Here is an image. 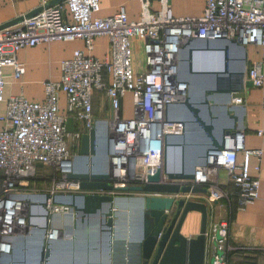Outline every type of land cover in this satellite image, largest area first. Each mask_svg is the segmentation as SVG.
<instances>
[{"label":"built area","instance_id":"2783aa9c","mask_svg":"<svg viewBox=\"0 0 264 264\" xmlns=\"http://www.w3.org/2000/svg\"><path fill=\"white\" fill-rule=\"evenodd\" d=\"M99 1L63 0L0 29V98L5 84L2 69L12 67L15 79L24 73L16 59L22 48L81 40L90 50L95 37L101 35L107 37L109 47L108 57L102 60L75 49L60 62L58 80L43 82L41 102L30 101L22 93L4 101L0 112V258L13 250L14 237L31 229L44 231L46 239H58L60 231L50 227V217L74 213L72 206L53 197L82 192L79 181L68 175L82 135L96 123L94 91L103 93L109 111L103 138L108 145L111 183L143 185L148 182V171L158 169L159 183L176 184L164 173V151L183 130L182 123L167 118V108L174 112L187 97L188 85L178 70L182 50L194 40L257 45L260 58L246 68L245 76L253 87L264 85V0H203L195 16L174 15L171 0H157V8L151 0H138L135 20L128 19L124 5L112 15L98 16ZM45 3L41 0L40 5ZM132 38L140 41L144 54L146 68L140 72L132 66ZM127 92L133 112L124 118L119 111ZM61 93L65 113L59 112ZM232 101L240 103L241 98ZM69 119L74 122L73 130L67 129ZM256 134L264 143V129H256ZM239 152L260 156L262 150L244 149L242 134L228 132L221 147L208 150L204 162L196 167L195 178L181 183L205 187L210 202L231 207L234 200L239 209L244 208L257 199L259 180L245 172L244 163L237 159ZM39 166L57 174L49 191L29 188ZM220 169L226 172L232 192L211 179ZM205 237L206 257L213 258L212 264H227V252L242 249L229 242L227 219L208 223Z\"/></svg>","mask_w":264,"mask_h":264},{"label":"water","instance_id":"95a60500","mask_svg":"<svg viewBox=\"0 0 264 264\" xmlns=\"http://www.w3.org/2000/svg\"><path fill=\"white\" fill-rule=\"evenodd\" d=\"M61 1L63 0H50L43 6L40 5L24 15L0 24V29L13 26L22 21L23 18L36 14L43 7ZM217 41H206L205 44L189 43L184 53L182 65L184 70L189 73L187 78L184 79L189 85L193 83L191 75L194 73L222 74L221 77L217 76L216 78L215 91L222 94L224 103L221 107L226 121L221 126L219 125V130V126L216 125V118L213 117L208 122L200 120L198 116L199 106L202 104L208 105L209 103L207 99L199 103L193 102L191 100L192 93L176 106V108L183 107L185 118H182L181 112H173L171 108H167L168 120L180 122L183 125L182 134L177 136L173 143L166 144L169 147H166L164 151V173L169 180H176V184L159 183L160 172L158 169L148 171V182L143 185L112 184L110 173L101 168L103 155L108 154V145L103 140V133L100 134L102 139L98 137L95 124L88 133L82 135L75 155L73 169L68 175V178L79 181L82 192L68 194L62 199L53 197L54 201L72 206L76 216L80 217L79 220H76L74 234L69 239L62 240L61 244L56 245L52 240L45 238V232L43 231L41 236L32 238L31 242L27 244L24 242L17 253H11L12 264H15V260L23 264H80L73 257V253L76 254L77 248L87 249L85 264H93L88 261V255L94 254L93 251H89V249L94 248L101 249L102 263L109 264L107 258L112 257L114 259L116 253L115 235L119 237L118 234L121 231H123L122 247H127L128 244L126 243L125 232L132 234L134 237L136 236L138 239V243L133 247L128 244L130 250L134 252L133 264H212L213 258L207 259L206 257L207 205L204 201L193 200L188 197L189 195L206 197V188L181 182L194 179L196 166L204 162L208 150L222 146L223 135L228 133V130L225 131V129L234 128L238 119L237 115L232 113L233 109H237L236 106L227 104L235 98H241L244 87L250 85L249 81H244L245 55L239 60L236 67L231 68L227 47ZM228 42L238 46V43L234 40ZM240 49L244 52L242 46ZM198 52L215 53L218 58L217 66H220L223 55V68L195 70L193 58L194 54ZM204 97L206 96L204 95ZM196 121L200 123L202 129V140L185 141L183 132L189 127L192 130V125ZM216 133L218 135L217 139L215 138ZM99 138L103 141L101 147ZM188 147H191L190 150H188ZM88 161H95L96 166L88 168ZM80 162L84 164L82 165ZM172 163L174 170L169 171L168 165H172ZM123 193L132 195L129 197L121 195ZM45 197L48 198L49 195L46 194ZM131 210L135 212L133 221ZM192 211L200 213L199 231L194 237L182 233L187 215ZM126 214H128V217ZM90 216L95 218L90 220ZM118 219L121 220V229L118 225ZM93 223H99L100 240L96 245L83 241L79 235V231L84 225ZM28 247H32L31 252H19ZM61 248L66 250L68 258H62V252L59 250ZM26 253H30V257L21 260V256L23 257ZM221 253V251L217 252V254Z\"/></svg>","mask_w":264,"mask_h":264},{"label":"crops","instance_id":"0c3cea01","mask_svg":"<svg viewBox=\"0 0 264 264\" xmlns=\"http://www.w3.org/2000/svg\"><path fill=\"white\" fill-rule=\"evenodd\" d=\"M46 2L50 0H45ZM41 0H0V24L5 23L15 17L24 15L32 9L40 6ZM153 8L158 7L157 0H151ZM100 10L97 13L98 16L105 17L112 15L116 12L120 5L125 6L126 15L129 20H135L139 11L138 0H100ZM172 12L176 16H192L198 15L203 7V0H171ZM223 46L227 47L229 60L231 62V68L236 67L239 64V60L245 55V69H244V81H248L245 76V70L250 64L260 58V48L257 45L249 44L242 46L244 52L240 49L241 45H234L231 42L225 40H218ZM202 44L206 41L194 40L192 44ZM188 48V45L182 50L181 60L178 61V70L180 78L184 80L189 74L183 68V57ZM75 49H80L85 53H88L100 60L107 58L109 55L108 39L106 36L101 35L95 37L93 46L90 50L86 49L83 41H51L49 43H40L32 47H25L17 52L16 59L23 64L24 73L19 78L15 79L12 76V67L6 66L2 69L4 76V87L2 90V96L0 98V112L4 110V101L10 95H16L22 93L24 97L30 101L41 102L44 98L43 82L51 79L58 80L60 76V62L64 59H68L72 56ZM132 50V66L134 72H140L146 68L144 62V54L140 41L137 38L131 39ZM223 54V53H222ZM198 55V54H197ZM196 55V56H197ZM216 55V54H215ZM195 56V57H196ZM220 61V66L215 67H194L195 70H216L217 68H223V55ZM235 70V69H233ZM107 80V77H106ZM264 98V85L260 88L253 87L251 84L245 86L243 89V96L240 103L230 101L227 105L236 106V110H232V113L236 114L238 119L235 122L234 128H226L228 132H239L242 134L244 149L256 150L261 149V155H245L243 152L237 154L238 161L244 163L245 172L253 177H257L259 180L258 197L252 203L246 205L244 208L239 209L236 206L234 200H232V206L228 207L227 203L208 201L206 197L200 195H189L188 197L193 200L204 201L207 205L208 223L214 220L227 219L229 221V242L233 245L241 247L238 251L244 253L236 254L230 257L228 264H243L246 258H250L253 264H264V143L261 138L256 134V129H264V108L261 106V100ZM105 96L101 91H94L92 97V109L93 115L96 120V126L98 131V137L103 133L105 128V121L109 116L107 105L105 104ZM213 107V104H209ZM59 112L65 113V96L63 93L59 96ZM133 112L131 93L127 92L121 100V107L119 111L120 117H130ZM176 112H181L182 118H185L183 107H177ZM184 115V116H183ZM213 116V115H212ZM226 121V120H224ZM228 122V121H227ZM219 126V125H218ZM221 126V125H220ZM218 127V129L220 128ZM75 128L74 122L69 119L67 122V129L73 130ZM220 130V129H219ZM184 133L185 141L195 140L191 128H187ZM104 136V135H103ZM102 139V136L100 137ZM215 138H218L217 133ZM201 139V138H200ZM104 140V139H103ZM191 147H188L190 150ZM194 151V150H193ZM192 153V152H191ZM196 153V151H195ZM181 155V154H180ZM223 189L232 192V184L227 179L226 172L220 169L217 175L211 178ZM124 196H131L132 194H121ZM187 197V198H188ZM235 203V205H234ZM128 211V209H126ZM125 210V211H126ZM132 211V221L135 217L134 210ZM128 217V214H126ZM91 217V216H90ZM65 218V229L60 230V237L56 240L51 239L56 245L61 244L62 240L69 239L75 231L76 220H79L75 212L67 216H61ZM95 217H91L93 220ZM118 225L121 229V220L118 219ZM128 222V218H127ZM78 223H80L78 221ZM200 225V213L196 211L189 212L186 221L182 227V233L186 236L194 237L199 231ZM128 229V227H127ZM122 233L115 235L116 253L114 259L108 257L109 264H133L134 252L130 250L128 244L133 245L138 243L136 236L126 233L125 239L127 247H122ZM80 238L83 241L89 243L98 244L100 240L99 223H93L84 225L79 231ZM21 246V245H20ZM20 246L13 247L12 254L17 253ZM126 246V245H124ZM61 250L62 258H68L66 250ZM87 249L77 248L76 254L73 253V257L77 259L80 264H85ZM94 254L88 255V261L93 264H103L101 249L94 248L89 249ZM11 255V254H10ZM10 255L3 257L7 264H12Z\"/></svg>","mask_w":264,"mask_h":264},{"label":"rangeland","instance_id":"374dc122","mask_svg":"<svg viewBox=\"0 0 264 264\" xmlns=\"http://www.w3.org/2000/svg\"><path fill=\"white\" fill-rule=\"evenodd\" d=\"M182 55L183 54L180 53L179 61L181 60ZM191 76H192L191 78H192L193 83L188 86L187 96H189L192 93L191 94V100L193 102L199 103V102H203L204 99H207L209 104L214 105L213 107H210L209 104L208 105H205V104L200 105L199 106L200 112L198 114L199 119L202 121L208 122L211 118L214 117V118H216V120H215L216 125H221L222 123H224V119H225V115H224L223 109L221 107V105L224 103V100L222 99V94L215 91L216 90L215 84H216L217 76L221 77L222 74L216 75V74H206V73H194ZM206 91H208L209 93ZM204 95L206 97H204ZM174 112H176V107L174 108ZM186 115H188V114H186ZM201 130L202 129L200 127V123L198 121H196V123H194V125H192V133H193V135H195L196 141L202 140V139H200L202 137ZM102 143H103V141L100 140V138H99L100 147L102 146ZM76 154H77V152L73 153V157H72L73 165L75 162V155ZM77 164H79V162H77ZM80 164L83 165L84 163L80 162ZM87 165H88L87 166L88 168H93L96 166V163H95V161L94 162L88 161ZM198 165H200V164H198ZM101 168L105 171L109 170V158H108L107 154L103 155ZM37 172H38V174L36 175V177L31 182V184H30L31 186L29 188L37 190V191H40V190L49 191L53 182H55L57 180V174L47 167L37 168ZM60 217L61 216L50 217V219H49L50 227L58 228L59 231L65 229V218H60ZM42 233H43L42 230H39V229H33L32 230L31 229L24 236L20 235V236L14 237V239H13L14 248L17 246H20V245L22 246L24 242H26V244H27L28 242L31 241L32 238L39 237L42 235ZM60 234H59V236H60ZM25 239H27V240H25ZM31 250H32V247H28L26 249H22L19 252L20 253H23L24 251L31 252ZM28 257H30V253H26L23 257L21 256V258H22L21 260H23L24 258L26 259ZM14 263L15 264H23V263H18L16 260L14 261ZM0 264H7L6 260L3 259L2 257L0 258Z\"/></svg>","mask_w":264,"mask_h":264},{"label":"bare ground","instance_id":"6f19581e","mask_svg":"<svg viewBox=\"0 0 264 264\" xmlns=\"http://www.w3.org/2000/svg\"><path fill=\"white\" fill-rule=\"evenodd\" d=\"M193 63H194V67L198 66L199 68L211 67V66L215 67L218 64V58H217V55H215V53H208L207 54V53L198 52V53L194 54ZM195 64H196V66H195ZM168 170L169 171L174 170L173 163H172V165H168ZM10 254H11V252L8 255H10Z\"/></svg>","mask_w":264,"mask_h":264},{"label":"trees","instance_id":"16d2710c","mask_svg":"<svg viewBox=\"0 0 264 264\" xmlns=\"http://www.w3.org/2000/svg\"><path fill=\"white\" fill-rule=\"evenodd\" d=\"M41 167L42 166H39L38 168H41ZM234 205H235V203H234ZM241 253H244V252L238 251V250L228 251L227 254H226L227 264H228V261L230 260L231 256L236 255V254H241ZM243 264H253V261H251L250 258H246L243 261Z\"/></svg>","mask_w":264,"mask_h":264}]
</instances>
